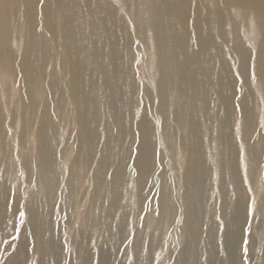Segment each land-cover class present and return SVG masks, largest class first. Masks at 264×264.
Returning a JSON list of instances; mask_svg holds the SVG:
<instances>
[{"label": "bare ground", "instance_id": "obj_1", "mask_svg": "<svg viewBox=\"0 0 264 264\" xmlns=\"http://www.w3.org/2000/svg\"><path fill=\"white\" fill-rule=\"evenodd\" d=\"M165 73L178 82L176 116L190 123V165L176 185L154 139L155 110L168 101ZM235 112L253 173L264 150V0H0V264H24L30 237L39 264H70L67 218L98 251L102 234L116 241L141 231L134 264H164L165 246L179 254L187 241L183 264L215 261L209 252L231 264L245 202L227 134ZM65 144L79 153L71 162ZM151 179L159 196L148 229L124 225ZM89 183L88 202L77 206ZM254 214L263 220L260 254L264 201Z\"/></svg>", "mask_w": 264, "mask_h": 264}, {"label": "rangeland", "instance_id": "obj_2", "mask_svg": "<svg viewBox=\"0 0 264 264\" xmlns=\"http://www.w3.org/2000/svg\"><path fill=\"white\" fill-rule=\"evenodd\" d=\"M223 47L226 48L225 45H223ZM143 55L145 60L151 59L150 53L147 50H144ZM164 56V59L168 62L169 59L166 54ZM227 63L236 84L235 88H238L242 85V80L238 74L236 59L231 56ZM135 67L136 70H140L143 67L140 60L136 62ZM170 69L169 66H165L166 71H170ZM165 80L167 84L166 96L168 101L164 111L165 114L164 112H161L159 108L155 110L154 139L156 145L162 150L166 157L169 179L176 185L185 176L190 165V123L188 116L184 119H179L176 116L175 97L179 90L178 82L173 81L167 73H165ZM238 97L239 94L237 93L236 98ZM253 104L258 114L259 105L256 99H254ZM61 125H63V122ZM240 127L241 118L239 113L237 114V112H235L232 127L228 130L227 134L232 140V148L236 153V175L245 202L243 204V219L238 226L241 236L238 241L235 242L234 246L228 248V253L231 255V264H257L260 257L263 258L264 256V250L260 254H257L254 250V247L259 243L255 227L263 225V220L260 218L255 219L254 213L264 201V150L260 153L259 162H257L253 168L254 172H248L246 168V163L248 161L247 145L241 139ZM257 129L264 134V122L259 115L257 116ZM63 149L66 162L73 161L79 154L77 150H74L70 146V144H65ZM130 162H134V157L130 158ZM144 194L147 196L146 201L143 200V203L138 210L126 214L123 219L124 225H133L142 231L148 229L149 223L147 217L150 212H153V210L156 209L155 207L159 196L158 189L154 185L152 179L148 182L146 188H144ZM90 195L91 185L89 183L77 193V206H84L88 202ZM176 203L178 208H183L184 204L180 198L177 199ZM214 203L215 200L210 199L206 202V205L213 206ZM62 223L70 229L69 238L66 240L68 243L65 242L68 252L70 251V245L72 246L70 257L68 259L70 264H73L75 257H82L84 259V264H134L132 262V255L134 252H138L139 244L142 242L141 231L136 232L127 230L126 232L121 233L116 241L111 240L109 233L102 234L98 238V244L99 247H101L98 251L93 249V238L90 234H87L84 228H82L81 222L67 218L63 220ZM204 225L205 224H203V226ZM22 230L23 228L20 229V231ZM40 236L41 235H37L36 239H39ZM29 239V250L24 264H39L38 258L33 254L35 239L32 237ZM205 239L206 238L204 237L203 240ZM144 241L147 245H150L151 243L153 244L152 235L148 233L145 236ZM188 242L189 241L183 245V249L179 254L175 253L168 246H165L162 253L167 256V262L164 264H183L189 255ZM203 246L206 247L204 244ZM14 249H16V247ZM208 257L209 259L210 257L215 258V261L217 258V261L215 263V261L211 259L207 264H223V259L220 254L216 253L214 255L213 252H209ZM197 261H200L199 257L197 258ZM2 264L11 263L8 260H4Z\"/></svg>", "mask_w": 264, "mask_h": 264}, {"label": "snow or ice", "instance_id": "obj_3", "mask_svg": "<svg viewBox=\"0 0 264 264\" xmlns=\"http://www.w3.org/2000/svg\"><path fill=\"white\" fill-rule=\"evenodd\" d=\"M246 243V242H245Z\"/></svg>", "mask_w": 264, "mask_h": 264}]
</instances>
